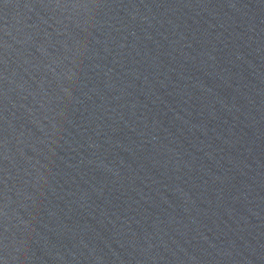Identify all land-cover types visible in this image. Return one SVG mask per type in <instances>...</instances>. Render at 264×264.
I'll use <instances>...</instances> for the list:
<instances>
[{
	"label": "water",
	"instance_id": "1",
	"mask_svg": "<svg viewBox=\"0 0 264 264\" xmlns=\"http://www.w3.org/2000/svg\"><path fill=\"white\" fill-rule=\"evenodd\" d=\"M0 264H264V0H0Z\"/></svg>",
	"mask_w": 264,
	"mask_h": 264
}]
</instances>
